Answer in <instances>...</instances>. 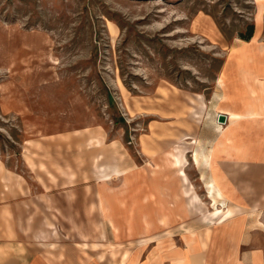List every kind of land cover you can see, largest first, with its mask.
<instances>
[{
    "label": "rangeland",
    "instance_id": "374dc122",
    "mask_svg": "<svg viewBox=\"0 0 264 264\" xmlns=\"http://www.w3.org/2000/svg\"><path fill=\"white\" fill-rule=\"evenodd\" d=\"M198 10L215 25L202 14L195 20L205 27H195ZM254 14V0H0V264H27L36 255L33 245L19 253L7 246L3 208L14 181L28 183L31 195L44 184L48 192L78 187L80 197L90 183L98 198L108 167L115 182L123 180L114 174L118 168L132 171L134 182L159 174L171 187L160 193H171L177 207L180 197L200 202L207 226L216 219L206 179L222 191L215 204L223 209L230 200L258 199L264 13L262 27ZM252 25L261 34L245 42ZM235 59L242 63L237 78ZM225 110L238 116L219 128L217 115ZM56 226L73 238L95 237L94 247L74 252L80 261L89 250L122 264L139 243L134 235L113 237L112 224L100 237L102 222L87 217Z\"/></svg>",
    "mask_w": 264,
    "mask_h": 264
},
{
    "label": "crops",
    "instance_id": "0c3cea01",
    "mask_svg": "<svg viewBox=\"0 0 264 264\" xmlns=\"http://www.w3.org/2000/svg\"><path fill=\"white\" fill-rule=\"evenodd\" d=\"M254 5V24L262 27L264 0H254ZM202 14L205 15V21L215 25L208 13L198 10L192 21L195 27H205L197 25L195 20L196 18L200 22ZM257 30L245 42L258 40L261 30ZM230 63L236 66L233 78H237L238 67L242 63L236 59ZM236 94L238 97L242 96L241 92L233 95ZM104 172H108L109 176L112 174L110 167ZM115 173L123 174V180L115 182L110 181L109 176L102 178L104 181L99 183L104 191L99 192L98 198L95 196V187L90 183L82 186L84 194L81 197L77 196L78 187L69 186L67 189L48 192L47 186L43 184L41 191L31 195L28 183H9L5 193L10 201L3 208L8 211L6 220L10 222L7 246L13 247V252L18 253L21 247H36V255L30 257L27 264H116L117 262H105L89 250L87 260L80 261V256L74 252L84 254V244L88 245V249L94 247L95 237L73 238V234L72 237L71 233L64 235L57 229L56 222L78 221L87 217V221L102 222V227L98 230L100 237L106 236V233L108 236L105 227H110L111 224L116 229V232H112L113 237L134 235V240L139 243L135 244L122 264H264V192L261 188H258V199L253 203H235L230 200L232 205H226L224 209L234 206L235 210L228 215L212 214L211 217L216 221L213 220L207 226L204 223L205 209L200 202L197 206L180 197L183 203L177 207L174 202L177 200L169 198L171 193L163 191L165 196L160 193L162 187H171L168 183L163 185L159 182V174L149 176L148 182L140 178L134 182L132 171L118 168ZM180 185H183L182 181ZM79 205H85V208L80 209ZM31 221H43V224L41 227L32 226ZM48 246L50 250H47ZM15 256L17 255L10 259L15 261ZM16 259L20 261L22 257L17 256Z\"/></svg>",
    "mask_w": 264,
    "mask_h": 264
},
{
    "label": "bare ground",
    "instance_id": "6f19581e",
    "mask_svg": "<svg viewBox=\"0 0 264 264\" xmlns=\"http://www.w3.org/2000/svg\"><path fill=\"white\" fill-rule=\"evenodd\" d=\"M241 40V39H240ZM50 61H52V60H50ZM52 63V62H51ZM227 74H228V72L227 71H224L223 72V74H222V76L220 77V79H221V81L223 82H225L226 81V77H227ZM225 78V79H224ZM226 85H228L227 83H226ZM225 85V86H226ZM220 112H222V111H220ZM220 112H218V114L220 113ZM224 113H226L228 116H229V118L230 119H232V118H235V117H237L238 116V114L237 113H235V112H233V111H228V110H225V111H223ZM218 116V115H217ZM218 122V121H217ZM222 124L223 123H219L218 122V127L219 128H221L222 127ZM208 153V152H207ZM205 154L204 156V158L208 161L209 160V154ZM195 159L196 160H198V152H196L195 153ZM207 161H205V162H207ZM211 164V163H210ZM207 166V165H206ZM211 167V166H210ZM186 176V175H185ZM188 183V182H187ZM206 184H207V186H208V189H209V192H210V194L212 195V197H213V201H214V205H215V207H214V210L212 211V213L214 214V215H216V214H223V215H228V214H230L231 212H232V209L230 208V207H228L226 210L225 209H223V208H221V207H219L218 205L216 206V204L215 203H217V201H218V198H222L223 197V193H222V191L219 189V187L217 186V184L215 183V181H214V179L213 178H210V179H206ZM189 189V188H188ZM207 190V189H206ZM188 192H189V190H188ZM194 195V197L198 200V201H200V199L201 198H199L198 197V195L195 193V194H193ZM211 198V197H210ZM211 202H212V199H211ZM220 203V202H219ZM221 204V203H220ZM213 205V206H214ZM222 206V205H221ZM254 213V212H253ZM258 216V215H257ZM260 222V221H259ZM259 222L257 223V224H259ZM264 222V221H263ZM255 223V222H254ZM261 225H263V224H261Z\"/></svg>",
    "mask_w": 264,
    "mask_h": 264
},
{
    "label": "water",
    "instance_id": "95a60500",
    "mask_svg": "<svg viewBox=\"0 0 264 264\" xmlns=\"http://www.w3.org/2000/svg\"><path fill=\"white\" fill-rule=\"evenodd\" d=\"M228 120V115L226 113L220 112L217 116V121L219 123L225 124Z\"/></svg>",
    "mask_w": 264,
    "mask_h": 264
},
{
    "label": "trees",
    "instance_id": "16d2710c",
    "mask_svg": "<svg viewBox=\"0 0 264 264\" xmlns=\"http://www.w3.org/2000/svg\"><path fill=\"white\" fill-rule=\"evenodd\" d=\"M253 31H254V26L252 25V26L250 27V32H249V34L245 35L243 38H244L245 40L250 39V38L252 37Z\"/></svg>",
    "mask_w": 264,
    "mask_h": 264
}]
</instances>
